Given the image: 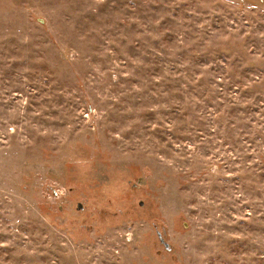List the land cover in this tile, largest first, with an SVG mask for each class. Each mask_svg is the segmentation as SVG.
Here are the masks:
<instances>
[{"label":"rangeland","instance_id":"rangeland-1","mask_svg":"<svg viewBox=\"0 0 264 264\" xmlns=\"http://www.w3.org/2000/svg\"><path fill=\"white\" fill-rule=\"evenodd\" d=\"M0 264H264V0H0Z\"/></svg>","mask_w":264,"mask_h":264}]
</instances>
